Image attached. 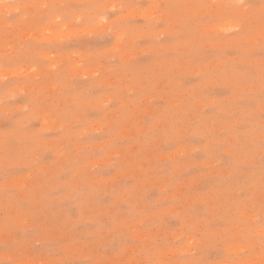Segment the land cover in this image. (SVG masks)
<instances>
[{
	"label": "rangeland",
	"instance_id": "rangeland-1",
	"mask_svg": "<svg viewBox=\"0 0 264 264\" xmlns=\"http://www.w3.org/2000/svg\"><path fill=\"white\" fill-rule=\"evenodd\" d=\"M0 264H264V0H0Z\"/></svg>",
	"mask_w": 264,
	"mask_h": 264
}]
</instances>
